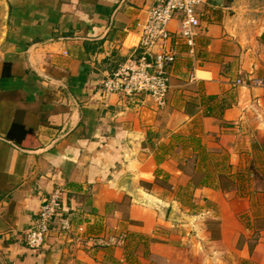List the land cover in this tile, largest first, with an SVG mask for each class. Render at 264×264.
Instances as JSON below:
<instances>
[{
  "label": "crops",
  "instance_id": "0c3cea01",
  "mask_svg": "<svg viewBox=\"0 0 264 264\" xmlns=\"http://www.w3.org/2000/svg\"><path fill=\"white\" fill-rule=\"evenodd\" d=\"M157 1L8 0L0 264H264L252 169L264 154V0L198 6L193 51L175 15L162 108L104 87L140 52ZM57 189L72 230L54 225L31 248L26 231ZM110 235L124 239L88 242Z\"/></svg>",
  "mask_w": 264,
  "mask_h": 264
},
{
  "label": "built area",
  "instance_id": "2783aa9c",
  "mask_svg": "<svg viewBox=\"0 0 264 264\" xmlns=\"http://www.w3.org/2000/svg\"><path fill=\"white\" fill-rule=\"evenodd\" d=\"M206 1L158 0L150 8L148 18L143 24L140 52L130 56L105 79V89L108 92L122 93L129 98L147 94L153 98L158 107H164L170 87L168 68L175 61V53L168 44L173 41L176 34L169 31L168 24L176 14L181 16L177 36L179 35L193 51L200 26L196 10ZM157 46H161L159 52L154 51ZM237 83L242 82L238 80ZM61 210V191L57 189L44 201L38 220L26 231L29 247L41 248L54 225L62 233L72 230L69 218L63 217ZM123 239L122 235L91 236L88 242L109 246L118 245Z\"/></svg>",
  "mask_w": 264,
  "mask_h": 264
},
{
  "label": "rangeland",
  "instance_id": "374dc122",
  "mask_svg": "<svg viewBox=\"0 0 264 264\" xmlns=\"http://www.w3.org/2000/svg\"><path fill=\"white\" fill-rule=\"evenodd\" d=\"M256 152L254 153V155H258L257 157L254 156V162L255 164L252 165V169H253V177H254V183L255 186L257 188H259L260 191H257L256 194L254 195V199H259L258 203H263L264 204V154L262 155L261 152H259V150H255ZM262 156V157H260ZM255 167H257L259 170L261 171H255ZM262 189V190H261ZM263 222H257L255 227L258 229L259 227H262ZM257 233H255L256 235ZM255 240V239H253Z\"/></svg>",
  "mask_w": 264,
  "mask_h": 264
},
{
  "label": "water",
  "instance_id": "95a60500",
  "mask_svg": "<svg viewBox=\"0 0 264 264\" xmlns=\"http://www.w3.org/2000/svg\"><path fill=\"white\" fill-rule=\"evenodd\" d=\"M10 5L8 0H0V44L6 37L8 28ZM126 181V180H125ZM175 211L172 209L171 218L175 219Z\"/></svg>",
  "mask_w": 264,
  "mask_h": 264
},
{
  "label": "trees",
  "instance_id": "16d2710c",
  "mask_svg": "<svg viewBox=\"0 0 264 264\" xmlns=\"http://www.w3.org/2000/svg\"><path fill=\"white\" fill-rule=\"evenodd\" d=\"M262 41L264 42V34L262 35ZM262 147L264 148V144L262 145Z\"/></svg>",
  "mask_w": 264,
  "mask_h": 264
}]
</instances>
